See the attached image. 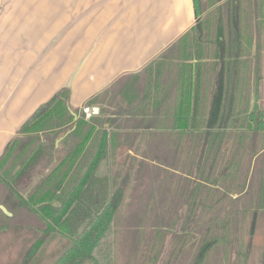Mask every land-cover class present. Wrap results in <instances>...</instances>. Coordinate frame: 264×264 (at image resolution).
<instances>
[{"label":"crops","instance_id":"0c3cea01","mask_svg":"<svg viewBox=\"0 0 264 264\" xmlns=\"http://www.w3.org/2000/svg\"><path fill=\"white\" fill-rule=\"evenodd\" d=\"M198 20L193 0H0V157L14 137H22L20 126L60 89L69 90L66 104L73 115L72 123L58 133H39L44 155L29 173L15 180L26 204L21 200L6 204V189L0 182V264L91 262L70 255L74 235L81 234L87 220L79 227L76 223L88 212L91 217L99 215L107 204L113 219L118 213L133 221L138 218L137 224L129 223V232L140 246L142 236H151L154 230L146 232L145 219L211 217L219 212V206H214L217 193H209L206 186L199 190L206 154L202 148L213 135L209 119L215 107L230 103V91L256 87L255 44L249 56L234 58L251 60L243 63L249 66V74L239 64L227 67L224 61L230 57H185L194 49H184L182 35ZM259 74L261 102L264 64ZM93 97L94 103H89ZM251 98L253 108L255 92ZM85 106H97L98 112L87 117ZM79 119L86 124L77 131ZM86 132H90L89 138L82 145ZM226 132L233 137L248 136L242 129ZM249 132L255 146L257 131ZM224 141L226 156L233 152L229 148L233 140ZM98 152L105 157L83 181V171ZM255 159L246 177L244 171L232 183L235 187L244 184L243 194L234 191L223 199L221 214L226 217L241 209L250 185L260 186L261 174L252 178ZM53 171L56 177L46 188L63 179L50 203L57 209L66 207L57 215V210L45 213L36 196L31 201L36 188ZM205 171L208 175V169ZM220 185L214 187L222 188ZM118 187L122 188L116 192ZM236 199L239 204L231 209ZM16 218L34 219L23 223L29 235L27 248L6 243V235L13 232L17 240H24L22 223L15 222ZM8 222L13 226H6ZM153 234L154 238L158 233ZM65 238L68 244L61 243ZM112 242L114 248V230ZM161 242L159 248L164 250L165 240ZM156 243L153 240V249ZM55 251L57 255H52ZM174 256L178 261L179 254Z\"/></svg>","mask_w":264,"mask_h":264},{"label":"trees","instance_id":"16d2710c","mask_svg":"<svg viewBox=\"0 0 264 264\" xmlns=\"http://www.w3.org/2000/svg\"><path fill=\"white\" fill-rule=\"evenodd\" d=\"M221 1L193 0L194 12L199 20L182 35L180 43L187 46L184 49H194V54L190 55V52L185 57L191 58L194 56L195 59H200L219 56L221 60L230 57V61H224L227 67H231L232 64H239V69H243L242 72L245 71L249 74V66L246 67L243 63H250L251 60L248 58L236 60L234 58L243 55L249 56L251 46L254 43L255 53L253 59H255L254 67L257 72L256 87L253 91L250 89L245 91L238 88L232 92L230 91V103H219L215 107L212 118L209 119L213 122L211 126H214V128L211 131L213 135L208 139V144L204 145L205 148H202L206 154L199 175V190L201 192L202 186H206L205 189L207 188L209 193L210 191L217 193L219 198L214 202V206H219V212H215L211 217L172 218L165 220L168 227L181 222L185 230L182 235L184 240L189 237V231L187 232V230H190V228L188 225L190 226L191 223H194L198 226L197 231L200 233V240L192 264H207L206 261L212 252L220 246L223 247V258H220L217 264H249L251 258H253L252 264H264V243L260 246H255L251 242V238L255 232L257 217L260 213L264 215V104L260 102L261 95L259 92V71L260 66L263 67L264 64V0ZM218 2L221 3L211 9ZM192 44L196 46L192 47ZM216 51H220V54L216 53ZM247 80L248 85L250 82L249 77ZM219 91L222 94L221 86ZM252 92H255L256 99L253 108H250ZM95 97L91 98L89 103H94ZM68 98V89L57 91L48 102L41 104L20 126L18 133L22 137H14L6 146L3 155L0 157V182L4 183L6 189L4 195V202L6 204L15 202V200H21L23 204H26V201L17 189L15 180L20 175L26 172L29 173L32 165L36 164L44 155L45 148L39 142V133L42 131L58 133L72 123L73 115L68 111L66 104ZM242 117H246L244 118L245 120ZM84 124L86 122L79 119L76 130H81V125ZM240 129L246 130L249 137H244L241 134L233 137L232 134L226 132V130H230L233 133L234 130L239 131ZM254 129L257 131V144L255 146L254 143L250 142L253 136L249 132ZM82 130H84L83 127ZM103 132L105 133V131ZM89 134L90 132H86L82 145L89 138ZM105 134L103 138V150H105ZM229 138L233 140L231 149L233 152L224 156L225 152L222 150L225 142L224 139ZM202 140L201 138V142ZM239 142L241 146L237 145ZM254 156L259 157L260 164L262 165L260 186L256 185L253 187L251 185L250 193H245L248 197L241 209L234 212L235 215L229 214L226 219H223L221 216L223 199L234 191L243 194L244 184L237 183L235 187L232 183L238 181L244 171V177H246ZM71 157L73 156L70 155ZM104 157L105 153L103 152H98L91 157L89 161L90 165L82 173L83 181L92 176L96 166ZM17 166L19 167L18 170L10 178L7 177V170L12 173ZM206 169H208V175H205ZM255 172L256 170L252 174ZM54 177L56 176L53 171L36 188L31 201L36 196L35 201L42 203L40 208L46 211L45 213H47V209H51L57 210V215L59 211H66V207L57 209L56 207H52L50 203L52 197L55 195L56 188L61 186L63 179H60L61 181L58 185L49 189L46 188V183ZM218 182L221 183L220 187L222 188L214 187ZM206 183L211 185L207 186ZM121 188H116V192H119ZM77 189L78 187L75 189V193ZM204 192L206 191L204 190ZM72 203L73 201L71 200L70 205ZM238 204L239 199H236V203L231 206V209ZM101 205H104V203ZM211 205L213 206V204ZM88 213L89 215H84V217L82 215L81 217L79 216L80 218L76 223V227L87 221L81 234L74 235L76 236L73 240L75 244L69 251L70 255L71 257L76 255L82 256V261L90 258L93 264H113L114 248L112 237L114 219L112 214L114 212H112L110 204H107L102 212L95 217L90 216L91 212ZM249 214L248 239L244 241L243 227L245 225V218ZM58 216L61 217V215ZM155 223H159V220L158 222L155 221ZM173 253L174 251H169L170 255H173ZM171 256L166 258L164 264L174 262V260L171 261Z\"/></svg>","mask_w":264,"mask_h":264},{"label":"rangeland","instance_id":"374dc122","mask_svg":"<svg viewBox=\"0 0 264 264\" xmlns=\"http://www.w3.org/2000/svg\"><path fill=\"white\" fill-rule=\"evenodd\" d=\"M219 2L215 5H213L211 7V9H213L216 5H218ZM256 85V84H255ZM255 85L253 84V87H255ZM252 89V88H251ZM253 90V89H252ZM252 98H250V102H251ZM264 104V101H261ZM264 106V105H263ZM261 107V106H260ZM244 118L246 117H242L243 120H245ZM247 132V131H246ZM232 145H229V148ZM254 167L255 169H253V171L256 170L255 173L252 174V178L253 177H259V175L261 174V169H262V165L260 164V160L259 157H256L255 159V163H254ZM8 175L7 177L11 176V173L7 170ZM253 187H255L256 185H252ZM250 185V187L248 188V193H250V188L252 187ZM121 208H123L124 203H121ZM262 212V211H261ZM127 215V214H126ZM125 215V216H126ZM221 216L223 217V219H226V216L222 213ZM249 216H247L245 218V222H244V234H243V240L246 241L248 239V227H249ZM147 220V226L149 228H147L148 230H146V232H150L151 230H153L151 236L149 233L144 234V236H142L143 239V243L142 245H138L137 241H134V235L129 232L131 231L129 228L130 224H137L138 218H134V221L132 220L131 217H121L120 213H118V215L116 216V218H114V258H113V264H164V261L166 260V257H170L171 255L169 254V251H174L173 255L171 256V261L174 260L175 258V254H179V260L175 261L171 264H192V261L194 259V254L196 253L197 247L199 246V240H200V233L198 230V226H196L194 223H191L190 226L188 225V227L190 228L189 231V237H187V239H183L182 235L184 233V229L183 226L181 225V222H179L178 224H174L172 227H168L166 225V220L164 218L160 219V218H151V219H145V221ZM159 223H155L158 222ZM182 220V219H181ZM180 220V221H181ZM20 221L22 223V225H20V227H23L22 229V233L24 235V240H17V236L16 234L11 233L6 235L7 237V241L6 243L9 244H13V243H19L21 246L27 248V246L30 243L28 242L29 239V235H26V232H24V228L25 226L23 225V223H32L34 221V219L31 218H16L15 222ZM144 221V219H143ZM12 222H8L6 226H13L12 224H9ZM130 223V224H129ZM140 224V223H138ZM15 225V224H14ZM144 226V225H141ZM187 226V225H186ZM140 231H144L145 229H143V227L140 228ZM188 228V229H189ZM187 230V229H186ZM145 232V231H144ZM183 232V233H182ZM153 233H158L156 235V237L153 238L154 234ZM150 236V238H149ZM183 239V241H182ZM153 240H156V246L153 249ZM165 240V245L164 248L166 246V250L163 248H159V245L162 244L161 241ZM30 241V240H29ZM0 242L2 243V241L0 240ZM160 242V243H159ZM251 242L253 243V245L255 246H260L264 243V215L263 213H260L257 217L256 220V225H255V232L251 238ZM62 244H68L69 241L66 240V238L64 240L61 241ZM159 243V245H158ZM183 243V247L181 246ZM184 243L186 245H184ZM2 248L4 247L3 244ZM139 247V248H138ZM60 251L57 253H60L62 248H59ZM176 252V253H175ZM56 253L53 252L52 255H57L54 254ZM16 255V252H15ZM51 255V256H52ZM141 255V256H140ZM164 255V256H163ZM12 256H14V254H12ZM11 256V258H12ZM232 256V255H231ZM253 256V255H252ZM220 258H223V247H218L217 249H215V251L212 252V254L210 255V257L208 258V260L206 261L207 264H217L218 260ZM252 259L249 261V264H252ZM84 264H91V262L86 261ZM206 264V263H205Z\"/></svg>","mask_w":264,"mask_h":264},{"label":"built area","instance_id":"2783aa9c","mask_svg":"<svg viewBox=\"0 0 264 264\" xmlns=\"http://www.w3.org/2000/svg\"><path fill=\"white\" fill-rule=\"evenodd\" d=\"M83 111H84V113H85V115H86L87 117H90V116L93 115V111H92V108H91L90 106H85V107L83 108Z\"/></svg>","mask_w":264,"mask_h":264},{"label":"water","instance_id":"95a60500","mask_svg":"<svg viewBox=\"0 0 264 264\" xmlns=\"http://www.w3.org/2000/svg\"><path fill=\"white\" fill-rule=\"evenodd\" d=\"M92 111H93V114L97 113L98 112V107L97 106L92 107Z\"/></svg>","mask_w":264,"mask_h":264}]
</instances>
